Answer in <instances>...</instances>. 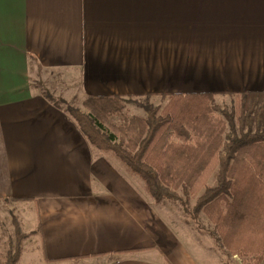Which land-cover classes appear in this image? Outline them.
<instances>
[{
  "label": "crops",
  "instance_id": "0c3cea01",
  "mask_svg": "<svg viewBox=\"0 0 264 264\" xmlns=\"http://www.w3.org/2000/svg\"><path fill=\"white\" fill-rule=\"evenodd\" d=\"M45 69L74 72L84 101L264 91V0H0V200L30 211L24 247L43 264H221L213 223L193 230L93 146L34 84Z\"/></svg>",
  "mask_w": 264,
  "mask_h": 264
},
{
  "label": "trees",
  "instance_id": "16d2710c",
  "mask_svg": "<svg viewBox=\"0 0 264 264\" xmlns=\"http://www.w3.org/2000/svg\"><path fill=\"white\" fill-rule=\"evenodd\" d=\"M234 98L236 105L230 110L216 104L211 93L171 95L163 108L147 105V118H125L119 124L111 120L123 114L132 98L89 97L84 103L87 112L69 111L88 141L144 179L156 201H180L194 218L204 212L227 250L255 256L261 263L264 217L258 213L264 211V91ZM216 173L217 185L209 186ZM191 198L197 200L193 210L188 205ZM258 219L263 220L250 228ZM25 237L17 229L5 264H18Z\"/></svg>",
  "mask_w": 264,
  "mask_h": 264
},
{
  "label": "rangeland",
  "instance_id": "374dc122",
  "mask_svg": "<svg viewBox=\"0 0 264 264\" xmlns=\"http://www.w3.org/2000/svg\"><path fill=\"white\" fill-rule=\"evenodd\" d=\"M40 79L34 82V84L40 89V91L45 94L47 97H50L55 103L64 109L70 115V109H80L84 112H87L84 107L85 101L83 97L79 94V80L77 75L72 71H51V70H42L40 73ZM168 100H163L160 98H136L128 101L125 104L123 109V114L120 116L113 117L111 123L119 124L125 118H133L138 116L140 118H147L146 106L152 104L157 107H164L167 104ZM215 102L222 108L232 109L236 105V99L234 96H219L215 97ZM71 116V115H70ZM109 127V124H108ZM97 148V147H96ZM110 158H112L115 163H117L127 174L132 177L138 184L142 187H147V183L139 175L132 173L127 166L118 158L112 155V153H106ZM218 183L217 173L213 175L208 182L209 186H216ZM204 192V191H203ZM171 208L172 206L179 207L181 209V216L184 214L187 217V224L195 231L199 230V225L201 228H206L207 225H210V219L204 212H200L196 215V218L192 217L189 212L184 210L180 201H171L168 200ZM196 198H191L188 202L189 209L193 210L196 205ZM174 204V205H172ZM225 205V203H223ZM169 207V206H168ZM168 207H165L168 209ZM164 208V209H165ZM170 208V207H169ZM264 208V205H263ZM165 209V211L167 210ZM174 210V208H172ZM261 209L259 216L264 217V211ZM30 214V211L27 210V206L23 202L16 200H0V262L5 264L7 255L11 248L14 246L17 240V229H19L26 237L22 241V249L25 248V255L22 258L19 264H43L39 254H34L30 252L31 245L27 244L24 247L25 242H28L27 237L29 233H25L22 228V223L25 217ZM169 212V211H168ZM176 212V211H175ZM249 215V209H248ZM262 212V213H261ZM178 216V215H177ZM180 217V216H179ZM201 219V220H199ZM210 220V221H209ZM263 219H258L255 222L249 224L250 228L257 226L258 223ZM209 222V223H208ZM212 222V221H211ZM213 223V222H212ZM213 228L215 234L220 236L219 230L216 228L213 223ZM226 230L224 229V232ZM221 239V237H220ZM221 247H225L222 239L219 240ZM226 248V247H225ZM222 250V249H221ZM254 253V251H252ZM23 253V251H22ZM256 253V252H255ZM228 256L223 258L221 264H264V257L262 258L261 263H257L255 256H242L241 254H234L231 251L227 250ZM234 256L235 259L232 258ZM75 264H105L104 259H93V260H81Z\"/></svg>",
  "mask_w": 264,
  "mask_h": 264
}]
</instances>
